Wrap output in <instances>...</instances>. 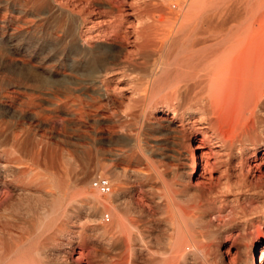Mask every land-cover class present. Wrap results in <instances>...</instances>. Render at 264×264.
Segmentation results:
<instances>
[{"label": "rangeland", "instance_id": "obj_1", "mask_svg": "<svg viewBox=\"0 0 264 264\" xmlns=\"http://www.w3.org/2000/svg\"><path fill=\"white\" fill-rule=\"evenodd\" d=\"M30 1L0 0V264L20 258L23 264H160L176 230L170 187L179 180L172 179L171 171L191 169L189 157L202 135L186 141V146L176 145L168 129L158 127L171 117L159 112L162 99L154 98L145 108L133 93L141 91L140 80L155 79L157 88L170 84L174 65H182L185 57L204 60L198 70L239 69L238 61L249 52L243 31L248 23L247 3L124 0L123 22L130 28L122 57H135L138 43H133V32L145 27L152 62L139 61V68L119 70L108 81L105 100L96 90L83 89L87 72L65 77L69 69L63 62L68 66L73 54L63 45L65 34L56 29L59 22L69 27L72 21L59 17L60 11L56 15L38 12L34 0ZM50 1L81 21L73 23L81 37L89 34V28L109 30V0ZM163 62L168 65L165 69ZM149 68L155 73H149ZM31 73L40 82V78L48 80L52 91L75 83L79 92L61 97L64 102L41 101L36 97L44 98V86L33 83ZM119 78L123 82L118 83ZM93 174L111 180L114 196L102 198L120 199L119 214L130 224L121 247H108L100 230L108 225L105 219L100 226L91 222L95 210L90 194L96 190L85 186L84 179ZM54 207L56 213L47 218ZM195 231L203 246L222 252L230 247L234 263L243 258L242 241L232 244L230 239L237 232L231 218L219 224L214 217L213 223L196 225ZM251 234L256 257L264 244V218ZM7 257L11 258L7 261ZM229 257L224 256V264L232 263ZM195 259L192 264H206L202 255Z\"/></svg>", "mask_w": 264, "mask_h": 264}, {"label": "bare ground", "instance_id": "obj_2", "mask_svg": "<svg viewBox=\"0 0 264 264\" xmlns=\"http://www.w3.org/2000/svg\"><path fill=\"white\" fill-rule=\"evenodd\" d=\"M109 1L110 10L107 12L110 18L109 30L93 31V28H89V34L84 37L78 34L76 26L73 25L74 21L77 24L81 21L74 18L70 11L53 4L50 0H34L32 4L38 12L48 10L56 15L60 11L59 17L64 16L72 21L69 27H65V22H59L56 29L65 34L62 39L63 45L73 54L68 66L66 61L63 62L62 66L69 69L65 77L80 71L87 72L89 78L87 86L83 89L90 87L105 100L109 99L108 81L111 77L122 70L137 68L136 64L139 61L146 65L152 62V56L147 52L149 43L144 34L146 33L144 26L133 32V43H138L135 57H122L121 50L129 43V31L126 29L130 28L125 27L123 22V18L126 17L122 8L125 1ZM244 1L248 6V23L243 31L247 34L246 46L249 47V52L238 61L239 69H231L229 72L204 68L198 70L204 60L185 57L180 61L182 65H174L176 69L170 84L157 88L155 79L146 83L140 80L141 91L137 89L133 93L136 97L138 95L142 104L147 105L145 108L152 105L154 98L162 99L158 110L163 114H171V117L163 120L165 126L158 124V127L168 129L167 132L173 135L176 145L186 146V141L198 134L202 135L196 148L197 153L193 150L189 157L191 169L184 172L175 169L171 171L172 179L179 180L174 181L170 187V208L176 230L175 238L164 258L160 260V264H192L197 255H202L206 264H212V261L213 264H224V256H230V260H233L230 247L225 252L205 247L198 232L195 231L196 225L211 224L214 217L219 224H224L227 218H231L237 231L230 237L232 244L237 241L243 243L240 249L243 258L237 259L236 263L234 260L229 263L264 264V244L259 246L258 255L255 257L251 234L258 221L264 218V0ZM241 29L242 27L239 31ZM167 66V63H164L161 68L165 69ZM155 69L149 68L148 72L153 74ZM31 74V81L38 82L37 75ZM40 79H42L39 81L40 86H44L42 87L44 98L36 99L41 101H49L48 98H52L62 102L61 97L68 99L75 92H79V89L75 88L77 87L75 83H66L62 90L52 91L51 87H48V80ZM121 82L123 79L119 78L118 83ZM83 165L86 168L87 161H84ZM96 177V174L88 175L84 179L85 186H91L92 180ZM109 181L112 191L105 196L113 197V185L110 179ZM90 198L94 202L95 210L91 222L97 226H100L102 219L108 222L104 229H100L107 239L108 247L125 245L123 235L129 232L130 224L119 214L120 199H103L97 191L90 194ZM254 205L255 208H251ZM56 211L57 208L54 207L47 218ZM19 249L21 245L16 251ZM79 254L81 255L80 252ZM10 258L7 257V261ZM13 264H23V259H17Z\"/></svg>", "mask_w": 264, "mask_h": 264}, {"label": "built area", "instance_id": "obj_3", "mask_svg": "<svg viewBox=\"0 0 264 264\" xmlns=\"http://www.w3.org/2000/svg\"><path fill=\"white\" fill-rule=\"evenodd\" d=\"M91 187L102 196L108 195L112 191L109 178L102 175H99L92 180Z\"/></svg>", "mask_w": 264, "mask_h": 264}]
</instances>
